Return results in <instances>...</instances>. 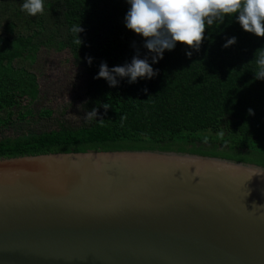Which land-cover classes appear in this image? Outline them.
I'll return each mask as SVG.
<instances>
[{
	"label": "trees",
	"instance_id": "obj_1",
	"mask_svg": "<svg viewBox=\"0 0 264 264\" xmlns=\"http://www.w3.org/2000/svg\"><path fill=\"white\" fill-rule=\"evenodd\" d=\"M22 2L0 0V160L147 151L264 169V80L255 78L264 36L244 31L235 15L206 27L198 50L177 42L153 63L145 38L125 27V0H45L44 14L34 17L21 11ZM78 25L80 45L73 31ZM232 36L236 43L223 47ZM41 50L68 52L83 76L74 122L31 108L41 95L40 73L33 71ZM134 56L147 59L156 75L135 83L117 77L116 86L96 78L101 62L111 69ZM93 109L95 118L86 115ZM42 119L53 120V127L4 134Z\"/></svg>",
	"mask_w": 264,
	"mask_h": 264
},
{
	"label": "water",
	"instance_id": "obj_2",
	"mask_svg": "<svg viewBox=\"0 0 264 264\" xmlns=\"http://www.w3.org/2000/svg\"><path fill=\"white\" fill-rule=\"evenodd\" d=\"M0 264H264V169L147 151L1 159Z\"/></svg>",
	"mask_w": 264,
	"mask_h": 264
},
{
	"label": "clouds",
	"instance_id": "obj_3",
	"mask_svg": "<svg viewBox=\"0 0 264 264\" xmlns=\"http://www.w3.org/2000/svg\"><path fill=\"white\" fill-rule=\"evenodd\" d=\"M129 8L124 17L125 27L144 39V47L154 55L152 62L163 58L165 50L171 51L177 42L189 46L195 50L204 39L206 27L224 22L225 17L235 19L241 28L256 36H264V0H125ZM45 0H23L21 11L34 17L43 15ZM77 34L82 31L75 27ZM79 45L81 40L77 36ZM236 43V37H229L223 47H229ZM186 55L191 56V52ZM87 62L91 64L92 58ZM258 71L255 78L264 80V53L256 61ZM156 71L147 59L134 56L130 63L122 66H114L111 69L106 62H101L96 78H104L109 86L119 83L117 77L127 78L128 83H135L139 79H151ZM108 108V104L103 105ZM249 114L252 109H249ZM96 116V110L86 114Z\"/></svg>",
	"mask_w": 264,
	"mask_h": 264
},
{
	"label": "rangeland",
	"instance_id": "obj_4",
	"mask_svg": "<svg viewBox=\"0 0 264 264\" xmlns=\"http://www.w3.org/2000/svg\"><path fill=\"white\" fill-rule=\"evenodd\" d=\"M33 71L38 75L40 86V98L35 101L31 108L34 114H38L43 109L52 110L54 113H63L61 119L74 122L76 108L80 104V96L83 88L82 74L75 68L69 53H53L52 51L41 50L37 57V62L33 66ZM57 115H55L56 117ZM53 120L42 119L37 124L26 122L18 128L5 131L8 136H17L36 133L52 128Z\"/></svg>",
	"mask_w": 264,
	"mask_h": 264
}]
</instances>
